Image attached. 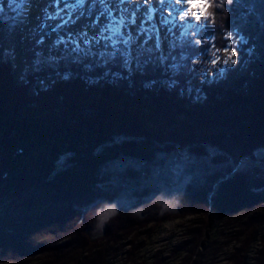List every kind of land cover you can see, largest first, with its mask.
<instances>
[{
    "label": "trees",
    "instance_id": "obj_1",
    "mask_svg": "<svg viewBox=\"0 0 264 264\" xmlns=\"http://www.w3.org/2000/svg\"><path fill=\"white\" fill-rule=\"evenodd\" d=\"M213 11L214 23L177 41V70L63 55L14 80L3 54L0 264H217L226 249V264H264V166L232 171L243 157L264 163V0ZM231 47L239 62L188 102L203 65ZM182 166L188 176L165 209L159 187ZM116 201L133 207L104 212ZM175 220L181 240L145 258Z\"/></svg>",
    "mask_w": 264,
    "mask_h": 264
},
{
    "label": "snow or ice",
    "instance_id": "obj_2",
    "mask_svg": "<svg viewBox=\"0 0 264 264\" xmlns=\"http://www.w3.org/2000/svg\"><path fill=\"white\" fill-rule=\"evenodd\" d=\"M224 3L225 0H46L39 31L34 39L37 46L45 44L44 29L48 27L49 21L55 22L52 32L56 33L74 26L81 19H87L88 23L78 31L64 32L53 41L54 48H63L64 56L73 63L87 58H99L107 63L119 58L126 66L135 62L137 70L142 73L149 66L156 65L177 70L180 66L175 63L172 53L183 41L178 43L174 38L171 39L168 41V54L164 52L165 41L169 35H174L172 29L177 23L181 28L195 27L196 31H184L181 34L182 38L194 37L205 22L214 23L213 9L223 7ZM226 3L232 5L235 0H226ZM9 5L17 12V17L23 20L29 14L31 0H9ZM169 7L172 11L165 14ZM157 14L160 15L158 22ZM132 28H135L134 32ZM233 35V31L227 32L229 43ZM235 35L238 43H247L238 29ZM188 42L199 44L200 40ZM134 48L137 50L135 57L132 52ZM224 51L227 53L225 64L231 62L236 65L239 62L240 53L235 47ZM49 59L56 61L57 57L50 55ZM217 62V59L211 61L213 65ZM149 83L154 84L155 81ZM176 83L174 79L169 82L170 86Z\"/></svg>",
    "mask_w": 264,
    "mask_h": 264
},
{
    "label": "rangeland",
    "instance_id": "obj_3",
    "mask_svg": "<svg viewBox=\"0 0 264 264\" xmlns=\"http://www.w3.org/2000/svg\"><path fill=\"white\" fill-rule=\"evenodd\" d=\"M18 2V0H17ZM46 4V0H31V7L29 10L28 16L21 20L17 17V12L13 10L9 5V0H0V13L5 15L6 24L3 29L0 31V60L3 58V54L9 55L11 58L10 63L14 69L13 79H21L23 71L27 69H32L38 61L39 57L49 58L50 55L59 57L64 55V49H55L53 41L57 38L58 35L63 34L64 32H76L83 25L87 24V19H81L74 26L63 29L59 32L53 33L52 27L55 22L49 21L48 27L44 29V34L46 37L45 44L37 46L35 43V36L39 31L37 24L36 16L37 14L41 15L42 9L39 7L40 4ZM14 6V5H13ZM37 6V7H36ZM171 10L167 8L166 13ZM160 19V15H156L157 22ZM195 23V22H193ZM133 32L135 28L131 29ZM195 27H186L181 28L179 23L172 29L174 35H169L168 40L164 43V52L168 51V41L175 39L179 41L182 38V33L184 31L193 32ZM17 39V40H16ZM139 47V45H137ZM134 50V49H133ZM217 59V64L213 65L211 61ZM227 59V53L223 56H211L208 62L203 65L202 69L194 79L195 88L190 90L187 93V101L193 102L196 99L200 98L201 92L198 89V86L202 83L203 80L218 78L222 75L224 67L228 66L224 61ZM213 152V151H212ZM183 154V153H181ZM180 154V158L184 159L187 154ZM182 165V164H180ZM168 174V172H166ZM173 180L166 181L170 183L169 186L162 184L159 187L158 199L162 202L163 208L171 209L175 207V203L178 199V191L182 188L183 183L185 182L188 174L182 168L175 170V173L172 175ZM6 205V204H5ZM104 206V212L111 213L119 208H131L133 207L132 202L127 201H116ZM5 208V207H4ZM3 208V210H4ZM1 210L0 212H2ZM183 227L180 225V222L177 220L166 223L161 227L156 236L152 239L149 244V247L145 249L144 257L150 258L151 254L155 251L164 250L166 255L170 248L173 245L178 243L182 238ZM230 250L226 249L223 251L222 255L219 257L217 264H226L225 257L229 254ZM120 259L116 261L115 264H120Z\"/></svg>",
    "mask_w": 264,
    "mask_h": 264
},
{
    "label": "water",
    "instance_id": "obj_4",
    "mask_svg": "<svg viewBox=\"0 0 264 264\" xmlns=\"http://www.w3.org/2000/svg\"><path fill=\"white\" fill-rule=\"evenodd\" d=\"M210 150H211V152L213 151V148H210ZM179 154H180V152H179ZM185 154H187V153H184V154H181V156L182 155H185ZM246 163H249V164H253V165H257V166H264V163L263 162H259V161H256V160H253V159H251V158H249V157H243L242 159H240V161L238 162V164L235 166V167H233V169H232V171L233 172H236L243 164H246ZM233 164V163H232ZM230 176V174H228L225 178H227V177H229ZM224 178V179H225ZM220 181V180H219ZM219 181H217L216 182V184H215V186H214V190L216 189V187H217V184H218V182ZM211 195V194H210ZM209 195V196H210Z\"/></svg>",
    "mask_w": 264,
    "mask_h": 264
},
{
    "label": "bare ground",
    "instance_id": "obj_5",
    "mask_svg": "<svg viewBox=\"0 0 264 264\" xmlns=\"http://www.w3.org/2000/svg\"><path fill=\"white\" fill-rule=\"evenodd\" d=\"M44 6H45V4H43V3L39 5V7H40L41 9H43ZM36 7H37V6H36ZM169 9L172 11V8H171V7H169ZM171 11H170V12H171ZM41 19H42V16L39 15V14H37L36 19H35V20L37 21V24L41 22ZM16 40H17V39H16Z\"/></svg>",
    "mask_w": 264,
    "mask_h": 264
},
{
    "label": "clouds",
    "instance_id": "obj_6",
    "mask_svg": "<svg viewBox=\"0 0 264 264\" xmlns=\"http://www.w3.org/2000/svg\"><path fill=\"white\" fill-rule=\"evenodd\" d=\"M209 14L211 15L212 13L210 12Z\"/></svg>",
    "mask_w": 264,
    "mask_h": 264
}]
</instances>
